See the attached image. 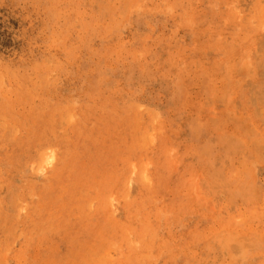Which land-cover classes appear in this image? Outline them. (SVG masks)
<instances>
[{"label":"rangeland","instance_id":"374dc122","mask_svg":"<svg viewBox=\"0 0 264 264\" xmlns=\"http://www.w3.org/2000/svg\"><path fill=\"white\" fill-rule=\"evenodd\" d=\"M0 264H264V0H0Z\"/></svg>","mask_w":264,"mask_h":264},{"label":"bare ground","instance_id":"6f19581e","mask_svg":"<svg viewBox=\"0 0 264 264\" xmlns=\"http://www.w3.org/2000/svg\"><path fill=\"white\" fill-rule=\"evenodd\" d=\"M43 154H44V153H43ZM50 154H51V153H50ZM53 154H54V153H53ZM47 155L49 156V154H47ZM44 156H45V155H44ZM52 158H53V157H52ZM52 158H51V160H52ZM49 159H50V158H49ZM45 161H47L46 158H45ZM52 162H53V161H52ZM48 163H49V162H48ZM42 164H43V163H42ZM44 165H46V164H44ZM50 165H51V164H50ZM31 167H33V166L31 165ZM41 170H42V169H41ZM37 172H39V171H37ZM43 172H44V171H43ZM9 185H10V184H9ZM10 186H11V185H10ZM119 190H120V189H119ZM34 192H35V191H34ZM84 193H85V192H84ZM35 194H36V193H35ZM36 196H37V194H36ZM113 197H114V196H113ZM61 200H63V198H62ZM111 201L113 202V200H111ZM63 204H64V203H63ZM111 205H112V204H111ZM113 205H115V203H114ZM1 206H2V205H1ZM43 206H44V205H43ZM43 206H42V207H43ZM2 207H3V206H2ZM139 207H140V206H139ZM140 208H141V207H140ZM140 208H138V209H140ZM21 210H22V209H21ZM113 210L116 211V208H114ZM22 211H23V210H22ZM117 211H118V210H117ZM49 213H50V212H49ZM116 213H117V212H116ZM49 215H50V214H49ZM135 216H136V215H135ZM49 217H50V216H49ZM142 219H143V218H142ZM46 220H47V219H46ZM116 221H117V220H116ZM125 222H126V221H125ZM137 222H138V221H137ZM34 223H35V222H34ZM121 223H122V222H121ZM126 223H127V222H126ZM126 223H125V224H126ZM39 224H40V223H39ZM123 224H124V223H123ZM63 225H64V224H63ZM6 226H7V224H6ZM35 227H36V226H34V228H35ZM39 227H40V226H39ZM40 228H42V227H40ZM43 228H44V226H43ZM43 228H42V230H43ZM129 228H130V227H129ZM126 229H127V228H126ZM144 229H145V228H144ZM39 230H40V229H39ZM128 230H129V229H128ZM133 230H134V229H133ZM129 231H130V230H129ZM142 231H145V230H142ZM137 232H138V231H137ZM137 232H136V233H137ZM145 232H146V231H145ZM32 233H33V232H32ZM119 233H120V232H119ZM141 233H142V232H141ZM26 234H28V233H26ZM131 234H132V233H131ZM34 235H35V234H34ZM128 235H129V234H128ZM21 236H22V234H21ZM21 236H20V237H21ZM92 236H93V235H92ZM20 237H19V238H20ZM23 237H24V236H23ZM26 238H27V237H26ZM33 238H34V237H33ZM129 240H130V239H129ZM130 241H131V240H130ZM143 242H144V241H143ZM143 242H142V243H143ZM146 242H147V240H146ZM9 246H10V245H9ZM142 246H143V245H142ZM12 247H13V246H12ZM134 247H136V246L134 245ZM143 248H144V247H143ZM152 248H153V247H152ZM8 249H9V248H8ZM132 249H133V248H132ZM150 249H151V248H150ZM11 250H12V249H11ZM96 250H97V249H96ZM96 250H94V251H96ZM8 251H9V250H8ZM98 251H99V250H98ZM136 251H138V250H136ZM90 253H91V252H90ZM125 253H126V252H125ZM129 253H130V252H129ZM131 253H132V252H131ZM138 253H139V252H138ZM93 254H94V253H93ZM96 254L98 255V252H97V251H96ZM122 254H123V253H122ZM134 254H135V253H134ZM145 254H146V253H145ZM94 255H95V254H94ZM77 256H78V255H77ZM86 256H87V255H86ZM88 256H90V254H89ZM125 256H126V255H125ZM127 256H128V255H127ZM137 256H139V255L137 254ZM91 257H92V256H91ZM91 257H90V258H91ZM78 258H80V257L78 256ZM81 258H82V257H81ZM84 258H85V257H84ZM84 258H83V259H84ZM135 258H136V257H135ZM127 259H128V258H127ZM132 259H134V256H133ZM136 259H137V258H136ZM138 259H139V257H138ZM140 259H141V258H140ZM85 260H87V259H85ZM88 260H89V259H88ZM88 260H87V261H88ZM38 261H39V260H38ZM77 261H79V259H78ZM137 261L140 262L141 260H137ZM33 262H34V261H33ZM40 262H41V261H40ZM141 262H142V261H141ZM167 262H168V261H167ZM36 263H37V262H36ZM79 263H80V262H79ZM82 263H83V262H82Z\"/></svg>","mask_w":264,"mask_h":264}]
</instances>
